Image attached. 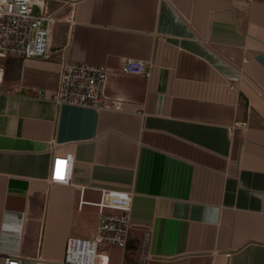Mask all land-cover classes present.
Listing matches in <instances>:
<instances>
[{
    "label": "crops",
    "instance_id": "obj_1",
    "mask_svg": "<svg viewBox=\"0 0 264 264\" xmlns=\"http://www.w3.org/2000/svg\"><path fill=\"white\" fill-rule=\"evenodd\" d=\"M45 2L61 41L2 59L0 264H61L68 239L95 238L103 190L132 198L109 264H264V0ZM69 62L105 65L118 106L54 102Z\"/></svg>",
    "mask_w": 264,
    "mask_h": 264
},
{
    "label": "built area",
    "instance_id": "obj_2",
    "mask_svg": "<svg viewBox=\"0 0 264 264\" xmlns=\"http://www.w3.org/2000/svg\"><path fill=\"white\" fill-rule=\"evenodd\" d=\"M61 1V0H59ZM39 14L33 10V0H0V60L7 57L46 59L53 29L61 11H50L45 0H40ZM124 72L134 76H148L145 62L128 59ZM5 69L0 65V83ZM108 71L105 65L69 62L62 65L58 89L51 99L59 105L101 109L118 105L109 104L105 95ZM73 155L54 157L52 182L67 184L70 180ZM99 222L93 240L70 238L61 264H109L101 248L126 249L131 227L132 198L129 193L103 190L96 204ZM43 259H26L5 255L3 264H41Z\"/></svg>",
    "mask_w": 264,
    "mask_h": 264
},
{
    "label": "rangeland",
    "instance_id": "obj_3",
    "mask_svg": "<svg viewBox=\"0 0 264 264\" xmlns=\"http://www.w3.org/2000/svg\"><path fill=\"white\" fill-rule=\"evenodd\" d=\"M39 2H40V0H33V10H34L35 14H39L41 12ZM55 25H57V23ZM53 30H54V42L57 44L62 39L61 33L59 32L60 26H58V25L55 26V28ZM2 64H3V60H0V65H2Z\"/></svg>",
    "mask_w": 264,
    "mask_h": 264
}]
</instances>
